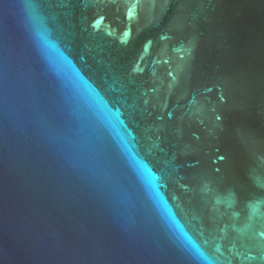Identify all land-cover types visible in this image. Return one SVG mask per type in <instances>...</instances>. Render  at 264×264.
Instances as JSON below:
<instances>
[{
  "label": "water",
  "instance_id": "95a60500",
  "mask_svg": "<svg viewBox=\"0 0 264 264\" xmlns=\"http://www.w3.org/2000/svg\"><path fill=\"white\" fill-rule=\"evenodd\" d=\"M0 264H264V0H0Z\"/></svg>",
  "mask_w": 264,
  "mask_h": 264
}]
</instances>
